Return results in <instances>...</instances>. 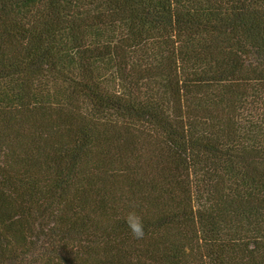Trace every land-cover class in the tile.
I'll return each instance as SVG.
<instances>
[{
  "label": "trees",
  "instance_id": "1",
  "mask_svg": "<svg viewBox=\"0 0 264 264\" xmlns=\"http://www.w3.org/2000/svg\"><path fill=\"white\" fill-rule=\"evenodd\" d=\"M0 264H264V0H0Z\"/></svg>",
  "mask_w": 264,
  "mask_h": 264
}]
</instances>
